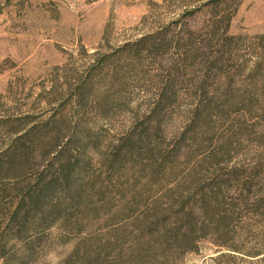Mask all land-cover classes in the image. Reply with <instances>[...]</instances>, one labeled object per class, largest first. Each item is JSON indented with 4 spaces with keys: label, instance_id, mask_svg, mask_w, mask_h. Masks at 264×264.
<instances>
[{
    "label": "trees",
    "instance_id": "1",
    "mask_svg": "<svg viewBox=\"0 0 264 264\" xmlns=\"http://www.w3.org/2000/svg\"><path fill=\"white\" fill-rule=\"evenodd\" d=\"M226 24L215 26L203 41L188 29L185 38L171 36L167 27L141 35L134 78L141 90L160 84L146 107H131L128 91L122 89L102 94L107 83L100 73L115 71L107 59L97 68L67 76L73 84L56 83L48 92L51 99L45 97L53 110L49 116L36 113L0 125V137L6 139L4 144L9 141L0 146L1 264L33 261L44 241L75 238L83 253L77 245L68 264L98 263L113 252L165 260L194 250L213 226L196 225L198 214H211V223H218L214 216L223 212V205L230 206L225 200L231 177L224 179L222 169L235 179L245 175L246 180H257L262 186L255 189L254 202L264 199L263 156L251 160L248 170L244 159L233 162L223 146L209 149L213 140L202 136L206 126L213 130V100L223 94L222 104L227 105L236 89L231 84L230 92L227 82L218 97L208 91L220 57L204 49L218 39L230 49ZM171 49L175 55L161 70L165 74L149 78L147 68L158 66ZM201 66L208 67L204 79L196 75ZM231 72L233 78L232 66ZM127 78L121 79L124 87ZM188 85L192 89H183ZM253 101L242 91L235 106ZM221 112L215 115L224 117ZM175 114L182 122L178 132L170 127ZM125 116L130 119L116 125L115 119ZM246 180L236 182L250 190L254 182L247 185ZM231 205L238 203L231 199ZM100 217L106 218L105 237L86 234L92 219Z\"/></svg>",
    "mask_w": 264,
    "mask_h": 264
},
{
    "label": "rangeland",
    "instance_id": "2",
    "mask_svg": "<svg viewBox=\"0 0 264 264\" xmlns=\"http://www.w3.org/2000/svg\"><path fill=\"white\" fill-rule=\"evenodd\" d=\"M227 22L230 49H224L219 39L204 49L220 57L210 73L208 91L214 95L223 93L227 82L230 92L231 84L236 89L227 105L222 104L223 94L213 100L216 109L209 118L210 124L215 121L211 124L213 130L210 133L206 126L202 136L213 140L209 149L223 146L233 162L244 159V166L251 170V160L259 155L264 164V0H0V125L14 119L24 121L22 117L37 116L36 113L49 116L53 110L45 97L51 99L48 92L56 83L73 84L67 76L97 68L107 59L115 71L100 73L101 80L107 83L102 94L122 89L128 91L131 107H146L160 84L141 90L134 78V55L141 35L167 27L171 36L185 38L188 29L203 41L208 40L215 26L223 27ZM174 52L171 49L163 55L158 66L148 67V77L165 74L161 70L169 65ZM231 66L236 69L233 78ZM225 67L230 71L226 72ZM207 68L201 66L196 71L198 78L207 77ZM124 76L128 77L125 87L121 84ZM189 88L192 85L183 89ZM242 91L252 95V105L235 106ZM219 112L224 117H217ZM128 119L120 117L115 123L123 124ZM180 119L175 114L171 121L175 132L181 128ZM3 141L6 139L1 136L0 146L4 148L9 141ZM227 170L221 172L224 179L231 177L226 191L229 199L225 200L230 206L223 205V212L214 216L218 223H211V214H198L196 225L204 222L213 226L197 240L194 250L165 260L153 255L142 259L128 251L123 255L113 252L90 264H264V199L254 202L255 189L262 185L255 179L246 180L245 175L235 179L226 174ZM239 179L248 181L247 185L254 182V186L249 190L236 182ZM231 199L238 205H231ZM105 219H92L94 224H89L85 233L104 238ZM78 240L44 241L39 257L23 264H68L66 259L77 245L83 253ZM9 245L5 251H9Z\"/></svg>",
    "mask_w": 264,
    "mask_h": 264
}]
</instances>
